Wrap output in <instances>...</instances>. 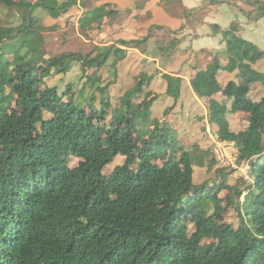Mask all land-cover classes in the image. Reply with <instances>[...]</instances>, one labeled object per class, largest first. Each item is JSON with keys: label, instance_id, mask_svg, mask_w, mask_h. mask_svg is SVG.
Segmentation results:
<instances>
[{"label": "trees", "instance_id": "1", "mask_svg": "<svg viewBox=\"0 0 264 264\" xmlns=\"http://www.w3.org/2000/svg\"><path fill=\"white\" fill-rule=\"evenodd\" d=\"M87 2L0 0V6L25 11L19 28L0 27V264H264V98H249L251 85L264 83V74L246 61L251 55L264 58V51L237 27L213 26L226 49L205 53L191 86L201 99L225 98L210 122L218 125L221 141L236 144L238 163H249L253 184L247 191L231 186L222 169L216 185H198L194 166L204 167L205 155L193 156L177 144L167 123L151 120L158 96L133 102L152 78L143 77L112 109L114 81L104 85L100 72L121 49L48 52V59L41 52L38 10L59 20L82 7L79 28L87 38L120 15L109 3L89 9ZM148 4L139 1L138 12ZM244 6L254 7L250 18H264V0H245L240 11L246 12ZM150 40L152 33L119 45L144 52ZM76 63L87 76L85 85L101 95L99 108L97 96H84V89L76 95L72 85L64 93L46 85ZM220 71L236 73V80L223 87ZM164 79L165 94L178 100L183 79ZM228 111L249 113L247 128L232 131ZM118 156L125 163L106 174ZM222 190L229 192L226 206L217 195ZM243 196L235 227L224 214Z\"/></svg>", "mask_w": 264, "mask_h": 264}, {"label": "rangeland", "instance_id": "2", "mask_svg": "<svg viewBox=\"0 0 264 264\" xmlns=\"http://www.w3.org/2000/svg\"><path fill=\"white\" fill-rule=\"evenodd\" d=\"M131 1L88 0L89 9L109 3L110 10L120 12L119 16L106 21L101 32L89 31L90 38L83 36L80 32L79 21L86 13L82 7L72 9L69 14L59 20L51 19L42 10L36 11L35 15L40 18V25L43 26L40 36L45 42L41 52L46 54L48 59L52 54L66 51L82 52L87 55L97 48L100 50L108 47L121 49L114 52L108 64L100 72L104 85L114 81V84L110 86L112 109L121 105L125 94L132 90L143 77L152 78L151 82L143 88V93L133 102L139 104L146 98L158 96V100L154 102L151 109V120H158L161 125L167 123L170 134L174 136L177 144L189 150L193 156L205 155V166L200 167L198 164L194 166V183L200 185L211 182L216 185L220 180V178L217 179L218 171L224 169L231 186L247 191V188L253 184L249 163H238L239 150L236 144L221 141L218 136V125L210 122L211 114L217 110L218 106L224 105L225 98L222 94L214 96L211 100L199 98L191 86V80L196 76L197 70L205 66L206 61H203L207 57L205 53H223L226 49L222 34L217 33L213 26L217 25L223 30L237 27L241 37L264 51V18L258 21L250 18L249 13L253 10V6V8L244 6L246 12L240 11L245 0H223L224 3L219 5H210L206 0H154L156 3L145 0L146 3L149 2L148 7H142L140 12L136 5L141 0H135L133 9L128 7ZM227 2L234 6H229ZM24 13V10L17 7L0 6V27L19 28L23 25ZM40 25L37 24L38 27ZM149 33H152V40L144 52L119 45L121 40L139 39L146 37ZM203 37L211 39L201 44L199 41ZM161 49L165 50L161 51ZM219 59L221 63L228 65L227 57L219 55ZM246 61L264 74V58L258 59L255 55H251ZM229 73L220 71L217 75L223 87H226L230 81L236 80V74L231 76ZM164 75L183 79L181 96L178 100L165 94L167 82ZM86 82L87 76L83 73L81 65L76 63L69 73L53 74L47 78L46 85L56 87L61 93L72 85L76 95L84 89V96H97L94 104L99 108L101 95L85 85ZM249 98L253 102H260L264 98V83L258 82L251 85ZM248 117L249 113L246 112L228 111L226 114L230 129L237 133L247 128ZM213 160L215 164L211 166ZM124 163L125 157L118 156L112 165L107 166L106 174L112 173L117 166ZM72 164L76 166L77 160H74ZM217 193L225 202L229 192L222 190ZM244 196L240 201L234 200L235 206H227L224 214L226 223L233 224L235 227L239 226L240 216L236 205L244 200ZM226 205L227 202L223 206Z\"/></svg>", "mask_w": 264, "mask_h": 264}, {"label": "crops", "instance_id": "3", "mask_svg": "<svg viewBox=\"0 0 264 264\" xmlns=\"http://www.w3.org/2000/svg\"><path fill=\"white\" fill-rule=\"evenodd\" d=\"M152 1H153V3H156V1H154V0H152ZM115 2H119V0H115ZM120 3H121V2H120ZM120 3H119V5H121ZM119 5H118V6H119ZM216 23H217V22H216ZM218 24H219V23H218ZM221 26H222V25H221ZM222 27H223V26H222ZM245 33H246V32H245ZM247 35H248V34L246 33L245 36H247ZM210 39H211V38H208V39H207L206 37H203V39H201L199 42H200L201 44H205V43L207 42V40H210ZM222 41H223V38H222ZM202 48H204V47H202ZM208 48H209V47H208ZM220 50H222V49H220ZM222 52H223V51H222ZM228 73H229V72H228ZM229 74H230L231 76H232V75L235 76L236 73H235V74H234V73H229ZM217 95H219V94H217ZM220 95H221V94H220Z\"/></svg>", "mask_w": 264, "mask_h": 264}]
</instances>
